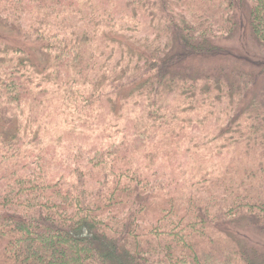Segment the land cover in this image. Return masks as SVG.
Wrapping results in <instances>:
<instances>
[{"label": "trees", "instance_id": "trees-1", "mask_svg": "<svg viewBox=\"0 0 264 264\" xmlns=\"http://www.w3.org/2000/svg\"><path fill=\"white\" fill-rule=\"evenodd\" d=\"M247 40L264 49V0H0V264H264Z\"/></svg>", "mask_w": 264, "mask_h": 264}, {"label": "rangeland", "instance_id": "rangeland-1", "mask_svg": "<svg viewBox=\"0 0 264 264\" xmlns=\"http://www.w3.org/2000/svg\"><path fill=\"white\" fill-rule=\"evenodd\" d=\"M115 20H116L115 22H118V23H122L123 22V20L121 19V16L116 17ZM118 23L115 25V28L113 29V31H115V32H118V29H119L118 28V25H119ZM237 37H238V35L236 36V38L234 40L232 38L227 43L232 45V46L233 45H237V44H238L237 46H241L240 43L236 42ZM247 44H248L247 47L249 48V50L251 52L256 53V49H257L258 53H259L258 56H259L260 60H264V49L263 50L262 49L259 50L258 48H260V47H258V48L255 47V45L253 44V42H251V40H247ZM115 52H116V50H114V48H112L110 54H113ZM107 55H108V53H106V51H105L102 56H104L106 58ZM218 61L219 62L223 61L222 63L216 65V67H218V68H221L222 66H224V68L234 67V68H239V69H246L245 67L248 66L253 71L252 67H254L256 65L258 69L257 68H255V69H257V71H259V66H260V62H256V64H254V63L252 64L251 63L252 64V67H251L249 65H246L244 62H242L240 60H237L238 61L237 62L234 59L231 60L230 58H220V59H218ZM248 63H250V62H248ZM43 64L45 66H48V63L45 60H44ZM195 64L196 65H195L194 68L197 69L198 68L197 66L200 65L201 63L200 62H195ZM201 68H204V67H201ZM104 90H106V92L107 91L110 92L111 88L108 87V88H106ZM124 91H125V88H123V89L121 88L118 91H115V93L113 95V97H115V101L118 99L119 102H121V104H122V101H121V98H120L119 95H120L121 92H124ZM254 91L256 92V90H254ZM131 100L132 99H129V102H128L127 105H128V107L130 106V108H128V110L125 112V115L123 116L122 121H120L121 120L120 119L121 107L118 109V104L114 106V108H115L114 116L112 118L110 116H107V120L108 121L106 122V125L109 126V127H112L111 130H120L122 128V123L127 121V116L129 117L128 121H130L131 120L130 115H132V117H133L134 113H136V112H138L140 110L139 103L138 102H133ZM135 101H137V100H135ZM133 107H135V108H133ZM18 113H19V117L21 116L23 118V120H22V125H23L22 127L23 128H24V126H26L27 128L29 127L30 129H33V130H37V131L39 130V126H35L33 124L30 126L29 119L24 116L25 113H22L21 109H18ZM2 116H3V118L0 120V126L2 127V130H5L4 127L6 125L9 128L8 131L12 130L14 125H13V127H10L11 122H9L10 119H11V116L8 113L7 114L2 113ZM48 117H49V115L41 114L40 118L38 119V122L40 124L54 126V123L51 124L50 121H45ZM58 118L60 119V121L56 122L57 125H59V126L62 125L63 127H69V125L65 123L63 118H60V116ZM84 129L85 128L77 127V131L74 134L79 133V131H83ZM109 131H110V129H109ZM63 143L66 144V141H63ZM244 232H245V230L243 231V233Z\"/></svg>", "mask_w": 264, "mask_h": 264}]
</instances>
